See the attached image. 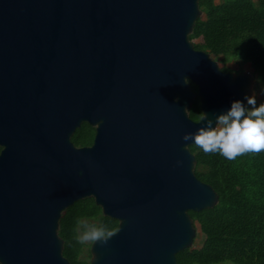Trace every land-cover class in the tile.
Returning a JSON list of instances; mask_svg holds the SVG:
<instances>
[{
	"label": "water",
	"instance_id": "95a60500",
	"mask_svg": "<svg viewBox=\"0 0 264 264\" xmlns=\"http://www.w3.org/2000/svg\"><path fill=\"white\" fill-rule=\"evenodd\" d=\"M199 1L0 0V145L22 112L36 126L29 144L9 132L0 152L4 264H70L59 220L84 198L118 223L89 264H177L192 248L189 211L218 195L182 139L203 126L189 110L198 99L211 117L256 95L253 74L222 71L189 39ZM83 123L94 137L77 147Z\"/></svg>",
	"mask_w": 264,
	"mask_h": 264
},
{
	"label": "trees",
	"instance_id": "16d2710c",
	"mask_svg": "<svg viewBox=\"0 0 264 264\" xmlns=\"http://www.w3.org/2000/svg\"><path fill=\"white\" fill-rule=\"evenodd\" d=\"M202 16L195 22L189 39L226 65L249 64L264 93V0H200ZM222 71H228L222 68ZM193 91H197L191 83ZM196 99L189 117L198 121L201 116ZM94 128L83 123L71 137L77 147L92 143ZM195 156V175L218 195L211 209L189 211L199 226L203 242L199 248H189L176 254L177 264H264V150L245 152L227 159L218 152H205L191 145ZM97 224L85 236L77 229L83 221ZM115 219L102 215L92 198L76 201L63 211L59 220V236L63 239V256L70 264H89L90 245L98 237L109 236L117 230ZM93 230L103 235L92 237ZM86 248H88L86 250Z\"/></svg>",
	"mask_w": 264,
	"mask_h": 264
},
{
	"label": "clouds",
	"instance_id": "9594fccd",
	"mask_svg": "<svg viewBox=\"0 0 264 264\" xmlns=\"http://www.w3.org/2000/svg\"><path fill=\"white\" fill-rule=\"evenodd\" d=\"M199 119L203 126L184 133L182 139L193 140L205 152H218L227 159H235L245 152L264 150V103L258 104L253 95L232 100L229 107L214 112L211 117L203 112ZM180 163L178 160L177 164ZM99 235H103L102 230L91 233L93 238ZM0 264L4 262L0 260Z\"/></svg>",
	"mask_w": 264,
	"mask_h": 264
},
{
	"label": "rangeland",
	"instance_id": "374dc122",
	"mask_svg": "<svg viewBox=\"0 0 264 264\" xmlns=\"http://www.w3.org/2000/svg\"><path fill=\"white\" fill-rule=\"evenodd\" d=\"M222 0H214L215 3H219ZM202 18H204V16H202ZM200 42V39H195L192 40L193 44H197ZM213 59L217 62L219 69L222 70V68H227L229 72H233V73H238V72H242V71H246L249 72L251 74L254 75L255 79H256V86H255V98L257 100V103H264V93L260 90V86L258 84V80H257V76L256 74L253 72V69L250 67L249 64H243L242 66L237 65L236 63L233 62H229L226 65H223L219 59H215L213 57ZM97 224V221L95 220H87V221H83L82 224L79 225L77 232L79 234V236H85L89 233V231H91L93 229L92 225ZM194 226H195V237H194V241H193V246L192 248H199L202 245L203 242V236L200 232L199 226L196 222H194ZM84 242L88 245H91V241L89 237H86ZM88 248H86L87 250Z\"/></svg>",
	"mask_w": 264,
	"mask_h": 264
},
{
	"label": "flooded vegetation",
	"instance_id": "af4514ba",
	"mask_svg": "<svg viewBox=\"0 0 264 264\" xmlns=\"http://www.w3.org/2000/svg\"><path fill=\"white\" fill-rule=\"evenodd\" d=\"M238 73H241V72H238ZM238 73H236V74H238ZM6 112H7V108H6ZM20 116L22 117L21 118L22 124H19V126H17V124L10 126L6 122V125H5L6 137H5V141L0 145V152L5 150L7 147V142L9 140L8 139V133L9 132L15 138H17V136H15V135L20 134L21 141L24 143L26 142V144H29L31 139L33 138V134H34L35 129H36L35 122H34V119H35L34 114H29V112L25 111V112H22L20 114ZM28 118H30L29 121L25 122ZM90 145H88V146H90Z\"/></svg>",
	"mask_w": 264,
	"mask_h": 264
}]
</instances>
